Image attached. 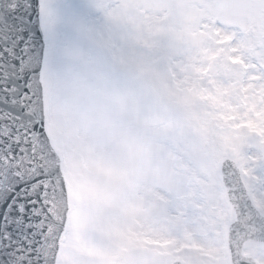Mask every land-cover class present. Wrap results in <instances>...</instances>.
I'll return each instance as SVG.
<instances>
[{
	"label": "snow or ice",
	"instance_id": "obj_1",
	"mask_svg": "<svg viewBox=\"0 0 264 264\" xmlns=\"http://www.w3.org/2000/svg\"><path fill=\"white\" fill-rule=\"evenodd\" d=\"M0 264H264V0H0Z\"/></svg>",
	"mask_w": 264,
	"mask_h": 264
}]
</instances>
